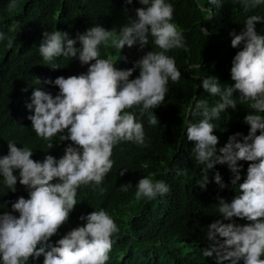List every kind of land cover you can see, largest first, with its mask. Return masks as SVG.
Returning a JSON list of instances; mask_svg holds the SVG:
<instances>
[{"label": "clouds", "instance_id": "obj_1", "mask_svg": "<svg viewBox=\"0 0 264 264\" xmlns=\"http://www.w3.org/2000/svg\"><path fill=\"white\" fill-rule=\"evenodd\" d=\"M125 2L132 4L133 0ZM139 2L144 7L137 8L136 17L130 18L118 32L100 24L77 33L75 39L57 29L43 32L39 53L44 61L78 58L88 68L79 75L45 81L58 87L59 92L53 95L36 87L31 103L26 105L32 113L27 117L32 129L37 137L48 141L49 149L54 147L53 137L59 136V142L70 141L64 155L60 159L46 155L42 161H36L32 149L19 148L9 141L8 154L0 157L4 185L15 192L19 181L29 194V198L21 196L13 202L11 211L0 213L2 264H28L29 258L38 260L41 256L43 264H107L113 235L119 228L103 209L81 216L86 225L72 229L55 244L49 241L69 220L77 205V189L91 184L95 190L113 168L114 146L122 141L145 144L143 123L126 109L139 108L143 116L158 108L169 91V79L177 82L181 78L175 59L166 55L175 48L189 51L182 31L172 22L174 6L166 0ZM261 3L264 0H242L240 6L247 12ZM210 4L219 8L222 0H210ZM16 6V0H10L9 10ZM262 22L259 15L248 16L239 34L230 33L231 46L240 49L232 60L234 84L224 87L218 77L203 78V90L219 100L214 106L198 100L192 115L198 113L202 119L190 121L186 130L187 140L194 144V160L201 165L196 181L201 189H207L210 172L217 165H227L232 173L230 184L235 195L231 201L217 197L218 218L207 226L208 243L201 249L203 257L214 258L217 264H264V35L256 27ZM149 36L161 51L147 52L132 68L116 67L119 60L127 61L121 55L125 46L139 44L143 48L149 44ZM102 44L114 48L118 60L101 58ZM50 67L60 68L56 63ZM137 69L139 75L130 79ZM37 82L40 83L38 78ZM237 92L238 98L234 97ZM237 100L248 105L244 123L249 131L247 135H230L224 146L218 147L219 137L214 131L219 125L215 122L229 108L235 110ZM149 123L156 125L158 118L150 114ZM241 161L248 164L243 182ZM17 170L18 176L14 174ZM214 181L221 190L229 187L218 170ZM131 187V183L122 184L121 190L126 192ZM136 189L137 199H155L169 191L164 181L149 177L141 178ZM237 219L248 223L239 224Z\"/></svg>", "mask_w": 264, "mask_h": 264}, {"label": "trees", "instance_id": "obj_2", "mask_svg": "<svg viewBox=\"0 0 264 264\" xmlns=\"http://www.w3.org/2000/svg\"><path fill=\"white\" fill-rule=\"evenodd\" d=\"M9 3L10 0H0V157L8 154L11 141L19 148L32 149V158L36 161H42L46 155L60 159L70 141L59 142V136L53 137L54 147L49 149L48 141L37 137L32 129V122L27 118L32 113L26 105L31 103L36 87L53 95L59 92L58 87L45 81L85 73L88 66H82L78 58L44 61L39 53L43 32L57 29L75 39L77 33H84L95 24L118 32L130 18L136 17V9L144 6L139 0H133L132 4H126L125 0H16V8L9 10ZM166 3L174 6L172 22L182 31L189 49L186 52L175 48L166 53L175 59L181 78L177 82L169 79V91L158 108L150 109L143 116L139 108L126 109L143 123L145 144L122 141L114 146L113 168L95 190L91 184L77 189V205L69 220L49 241L55 244L72 229L86 225L87 221H82L81 216L103 209L119 228L113 235L107 264H217L214 258L203 257L201 249L208 243L207 226L218 218L217 197L231 201L235 195L227 165H217L210 172L206 190L198 186L201 165L194 160V144L187 140L186 130L190 121L196 123L202 119L198 113L192 115L198 100H206L209 106L219 100L218 96L203 90V78L218 77L224 87L234 84L232 60L240 49L231 46L230 33L239 34L248 16L259 15L264 21V3L247 12L240 6L242 0H222L219 8L211 5L210 0H166ZM256 27L259 34L264 35V22ZM148 40L149 44L143 48L139 44L131 48L125 46L121 55L127 57V61L119 60L116 67L132 68L147 52L161 51L151 36ZM76 46L79 47V43ZM99 51L101 58L118 60L111 46L106 48L102 44ZM51 63L59 64L60 68H51ZM138 75L139 69L130 79ZM234 97L238 98L239 93H234ZM237 104L235 110L229 108L215 122L219 125L214 131L219 137L218 147L224 146L230 135L236 132L247 135L249 131L244 123L248 105L239 100ZM150 114L155 115L159 123L151 125ZM240 163L243 182L248 164ZM217 170L229 185L224 190L214 181ZM121 171H126L123 176ZM14 174L18 176L19 171ZM144 177L164 181L169 191L155 199H137L136 184ZM126 183H131L132 187L125 192L121 185ZM21 196L29 198L19 181L13 192L0 177V213L11 211V204ZM13 214L19 216V213ZM237 223L248 221L237 219ZM43 261V256L38 260L29 258L28 264H43Z\"/></svg>", "mask_w": 264, "mask_h": 264}]
</instances>
